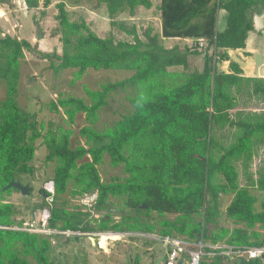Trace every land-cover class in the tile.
Listing matches in <instances>:
<instances>
[{"label":"trees","instance_id":"16d2710c","mask_svg":"<svg viewBox=\"0 0 264 264\" xmlns=\"http://www.w3.org/2000/svg\"><path fill=\"white\" fill-rule=\"evenodd\" d=\"M27 8L39 0H23ZM104 5L109 17L136 7H151L150 0H95ZM10 0H0V3ZM51 0H43L47 5ZM57 28L61 53L39 52L49 59L54 73L75 68L70 83L80 79L87 68H121L132 71L127 77L102 84L92 90L84 86L83 97L62 95L49 103L53 111L63 110L73 123L83 114V124L74 140L72 129L45 124L36 113L18 103L21 58L33 50L25 39L0 36V83L5 95L0 100V264H51L49 234L18 229L25 221L4 198L15 188L1 190L10 181L22 182L34 173L31 163L37 139L46 146V161L54 162L49 181L52 192L41 188L51 200H43L34 210L49 211L45 226L57 231L143 232L161 236H183L190 241L232 246L259 245L264 234V200L254 204L251 188L264 190V166L253 179L248 168L257 147L264 145V109L239 107V96L264 99V77L242 76L229 61L228 72L217 64L228 60L227 49L243 48L253 29V11L264 8V0H159L163 38H189L182 50L165 48L158 34L148 27L142 40L132 27V41L100 37L84 19L71 20L65 0H58ZM226 12L224 29H217L218 11ZM203 39V45H198ZM201 55V70L189 68L188 56ZM181 66V70L169 67ZM130 89L131 109L102 130L95 127L99 111L110 92ZM234 110V113L231 111ZM230 132V137L224 134ZM79 137L84 138L81 143ZM107 156L110 166H121L122 176L103 180L99 164ZM246 176L239 182V168ZM31 190V187L29 186ZM231 196L224 209L220 195ZM94 195L92 204L66 206L67 196ZM129 211L113 221L108 214L111 199ZM45 199V198H44ZM145 204V207H142ZM158 218L153 220L151 213ZM166 213L174 218L164 217ZM141 215H145L142 217ZM225 216L233 226L218 223ZM38 225L40 220L37 221ZM54 233H50L53 235ZM189 248H194L189 245ZM264 264L263 259L205 254L198 264Z\"/></svg>","mask_w":264,"mask_h":264},{"label":"rangeland","instance_id":"374dc122","mask_svg":"<svg viewBox=\"0 0 264 264\" xmlns=\"http://www.w3.org/2000/svg\"><path fill=\"white\" fill-rule=\"evenodd\" d=\"M58 0H51L47 5L43 0H39L37 7L27 8L23 0H10V2L0 3V36L9 34L18 39L27 40L33 50H24V55L20 59V79L18 83L17 100L19 105L30 113H36L37 119L44 122L45 130L50 125L52 129L57 126L71 128L72 140L75 139L79 128L87 124L83 114H78L73 123L65 120L63 110L53 111L49 109V103L56 101L62 95H73L83 97L88 101L84 92V86L95 90L102 84L114 82L127 77L132 71L121 68H87L80 79L70 83L75 68H65L58 73H54L49 66V59L42 58L39 52L61 53V42L59 34H54L57 28V4ZM151 7H136L134 14H129L127 10L117 13L113 18L109 17L104 5H96L95 0H65L71 20L84 19L90 28L100 37L112 36L116 40L132 41L131 28L135 29L136 34L145 40L144 31L149 27L151 34L160 35V15L158 10V0H150ZM39 29L40 38L37 39L36 30ZM161 36V35H160ZM165 48H171L175 45L180 50L186 45V41L160 39ZM172 70H181V66L169 67ZM5 95V88L0 83V100ZM132 95L130 89L117 90L110 92L106 97V104L99 111V117L95 123L97 129H103L118 119L121 114L131 109L128 96ZM239 107L246 105L247 109H264V99H249L245 95L239 96ZM234 113V110L231 111ZM229 139L230 132H224ZM82 137L78 140L83 142ZM37 148L32 164L34 173L23 175L22 183H27L31 190L27 195L13 190L10 194H4V198L14 204L19 210L15 218L23 217L26 221H38L44 209L34 210L35 205L43 200H50L41 192V188L50 191L52 183L51 178L54 162L46 161L47 149L42 139L35 142ZM264 166V145L257 147V152L252 156L248 175L253 179L258 176V169ZM99 172L103 180H108L113 176H122V167H112L108 163L107 156L104 157V163L99 164ZM239 168V167H238ZM246 176L239 168V182L244 184ZM251 192L256 196L255 208L260 209V204L264 200V190L251 188ZM92 195L86 197L67 196L66 206L72 208L75 204H86L87 208L92 204ZM93 197V196H92ZM45 198V199H44ZM231 196L229 194L220 195V207L224 209ZM108 209L94 216L108 214L113 221H117L129 210H121V204L116 199H111ZM144 217L145 215H141ZM174 214L166 213L164 217L174 218ZM153 220L158 216L155 212L151 213ZM218 223L224 226H233L231 221L222 216ZM264 234V228L256 226ZM112 237L106 238L105 236ZM159 234L149 232H122L112 231L102 232H79L71 231L66 233L56 232L49 234L51 241L50 259L51 264H164L166 258V247ZM88 236L95 238L96 244H91ZM98 242H97V241ZM187 256L182 257L181 264H187Z\"/></svg>","mask_w":264,"mask_h":264},{"label":"built area","instance_id":"2783aa9c","mask_svg":"<svg viewBox=\"0 0 264 264\" xmlns=\"http://www.w3.org/2000/svg\"><path fill=\"white\" fill-rule=\"evenodd\" d=\"M198 45H203V39H198ZM53 189H51L52 192ZM94 197V195H92ZM91 196V198H93ZM51 200V198H50ZM48 200V201H50ZM49 211L45 209L43 211L42 217L39 219L40 224L34 220L24 221L21 226H14L18 229H24L31 232H37L41 234H50V233H66L71 231H57L49 229L45 226L46 220L48 219ZM158 239H161L166 247V258L164 264H176L178 260H181L182 257L187 256V264H198L201 258L205 255H213L215 252L223 254L228 257L230 260L236 258H245V259H263L264 255V242L259 245H242V246H232L227 244H207L211 248L209 251L204 250V244L202 240L190 241L183 236H161L158 235ZM189 245H193L194 248H189Z\"/></svg>","mask_w":264,"mask_h":264},{"label":"crops","instance_id":"0c3cea01","mask_svg":"<svg viewBox=\"0 0 264 264\" xmlns=\"http://www.w3.org/2000/svg\"><path fill=\"white\" fill-rule=\"evenodd\" d=\"M225 15L226 12L223 9L218 11L217 29L219 31L224 29L226 25ZM252 18L253 29L248 32L245 46L243 48L227 49L228 60H223L217 64L219 70L228 72L229 61H234L241 69L242 76L264 77V8L253 11ZM159 23H161V21H159ZM159 26L161 30V24ZM161 38L165 39V41H172V39L186 41V47H188L192 41L189 38H163L159 35V40ZM160 43L163 44L162 41ZM188 63L191 70H201L203 66V57L201 55L190 54L188 56Z\"/></svg>","mask_w":264,"mask_h":264},{"label":"water","instance_id":"95a60500","mask_svg":"<svg viewBox=\"0 0 264 264\" xmlns=\"http://www.w3.org/2000/svg\"><path fill=\"white\" fill-rule=\"evenodd\" d=\"M36 33H37V39H39L40 32L38 28L36 30ZM11 187L17 189L19 192H21V194L27 195L29 193V185L27 183H22L20 181H14V180L10 181L5 186H3L1 190L4 191ZM142 207H145V204H142ZM116 233H122V232H116ZM88 239L90 240L91 244H96L95 238L93 236H88ZM181 262H182L181 260H178L176 264H181ZM223 264H228V263H223Z\"/></svg>","mask_w":264,"mask_h":264},{"label":"bare ground","instance_id":"6f19581e","mask_svg":"<svg viewBox=\"0 0 264 264\" xmlns=\"http://www.w3.org/2000/svg\"><path fill=\"white\" fill-rule=\"evenodd\" d=\"M0 9H1V8H0ZM110 237H112V236H111V235H107V236L104 237L103 240H106V238H110Z\"/></svg>","mask_w":264,"mask_h":264}]
</instances>
